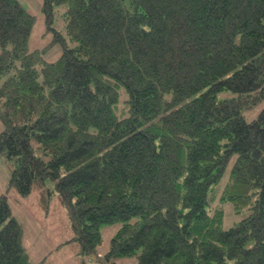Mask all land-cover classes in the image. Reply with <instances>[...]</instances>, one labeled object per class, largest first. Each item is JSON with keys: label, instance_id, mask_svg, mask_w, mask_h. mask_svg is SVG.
<instances>
[{"label": "trees", "instance_id": "16d2710c", "mask_svg": "<svg viewBox=\"0 0 264 264\" xmlns=\"http://www.w3.org/2000/svg\"><path fill=\"white\" fill-rule=\"evenodd\" d=\"M41 10L53 39L32 50L36 16L0 0V264H47L9 200L35 191L68 207L82 255L121 224L105 264H264V0ZM225 202L248 212L229 229Z\"/></svg>", "mask_w": 264, "mask_h": 264}, {"label": "rangeland", "instance_id": "374dc122", "mask_svg": "<svg viewBox=\"0 0 264 264\" xmlns=\"http://www.w3.org/2000/svg\"><path fill=\"white\" fill-rule=\"evenodd\" d=\"M25 7L33 13L37 22L30 37V49L46 47L53 39L51 34L45 35L44 16L42 13V0H20ZM58 24V23H57ZM61 54L58 46L45 53L48 60H56ZM3 124L0 121V132ZM10 165L0 154V195L5 193L10 181ZM224 186V181H222ZM47 187L56 189V182L47 181ZM218 189V187H216ZM42 192H33L31 195L21 198L15 192L10 195V203L14 216L25 227V242L30 255L35 262L46 260L47 264H105L102 257L110 250L111 240L119 230L121 224H106L102 227L103 242L97 247L96 257L93 260L79 252L77 244L69 242L74 236L72 221L68 207L63 203L58 194L51 199H42ZM49 202V203H48ZM213 207L220 205V201L212 199ZM224 229H229L247 216L244 211L239 214L234 212L231 202H225ZM116 264H138L137 257H123L116 260Z\"/></svg>", "mask_w": 264, "mask_h": 264}, {"label": "water", "instance_id": "95a60500", "mask_svg": "<svg viewBox=\"0 0 264 264\" xmlns=\"http://www.w3.org/2000/svg\"><path fill=\"white\" fill-rule=\"evenodd\" d=\"M91 259H93V260H98V258L96 257L95 254H92V255H91ZM102 260H103V257H102Z\"/></svg>", "mask_w": 264, "mask_h": 264}]
</instances>
